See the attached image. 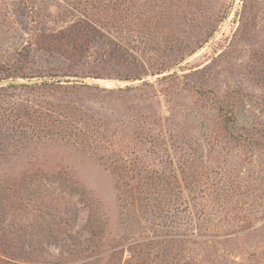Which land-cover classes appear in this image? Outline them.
I'll return each mask as SVG.
<instances>
[{
	"label": "rangeland",
	"instance_id": "1",
	"mask_svg": "<svg viewBox=\"0 0 264 264\" xmlns=\"http://www.w3.org/2000/svg\"><path fill=\"white\" fill-rule=\"evenodd\" d=\"M0 264H264V0H0Z\"/></svg>",
	"mask_w": 264,
	"mask_h": 264
},
{
	"label": "trees",
	"instance_id": "2",
	"mask_svg": "<svg viewBox=\"0 0 264 264\" xmlns=\"http://www.w3.org/2000/svg\"><path fill=\"white\" fill-rule=\"evenodd\" d=\"M163 190H165V189H163ZM163 190H160L161 192L160 191L158 192V195H157L158 196V199L157 200H159L158 203H161L162 202L163 204H165V203H167V200L170 198V193L169 192H166V191H163ZM140 194L141 193L138 192V195L137 194H134V196H136V198H137V196H140ZM224 194L225 193H223V192L220 193L218 198L220 199L222 197V199H223ZM155 200H156V198L147 197V201H149L148 205L149 206L152 205V206H154V208H155V206L157 207V205L154 204V201ZM38 211H39V215H37V216L41 217L42 220H43V218L45 216V209H44V207H41L40 206V208H39ZM202 219L205 220V221H202L203 224H202L201 227H204L203 225H207V218H202ZM90 221H91V219H90ZM90 221L87 220L86 223H85V226L86 227H91V230L92 231L94 230L96 232V230H98V227L97 226H99V225H96L95 222L92 223ZM100 231L103 232L102 230H100ZM198 233H200V232L198 231ZM47 239L42 240L39 237H37L36 235H34V236L31 235V237H29L28 240H27V245L30 246V249L32 251H37V250L38 251H41L42 250L41 252H43L44 251V248H45L43 246V243L44 244L46 243L45 246L50 245V244H53L55 246H57L58 244H61V246H62V243H64L66 245L65 247L68 248V252L74 254L77 251L75 248L71 247V244H73V241L72 240L69 243H67L68 240H65L64 237H60L59 239H57V236L54 237V241L53 240H50V239L47 240ZM168 240L171 241L170 240V237H168V236L165 237V238H164V236H162V238L159 240L162 243V245H163L164 253L166 252L165 251V244H166V241H168ZM64 250L66 251L65 248H64ZM74 256H75V254H74Z\"/></svg>",
	"mask_w": 264,
	"mask_h": 264
}]
</instances>
